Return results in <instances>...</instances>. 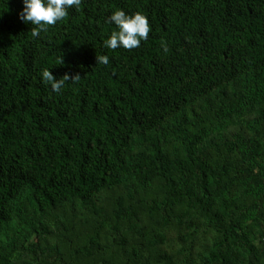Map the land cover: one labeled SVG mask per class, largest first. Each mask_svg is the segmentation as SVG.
<instances>
[{"label":"trees","instance_id":"16d2710c","mask_svg":"<svg viewBox=\"0 0 264 264\" xmlns=\"http://www.w3.org/2000/svg\"><path fill=\"white\" fill-rule=\"evenodd\" d=\"M23 8L0 0V264H264V0H83L39 37ZM117 10L138 48L105 47Z\"/></svg>","mask_w":264,"mask_h":264},{"label":"clouds","instance_id":"9594fccd","mask_svg":"<svg viewBox=\"0 0 264 264\" xmlns=\"http://www.w3.org/2000/svg\"><path fill=\"white\" fill-rule=\"evenodd\" d=\"M82 2L83 0H23L24 8L20 18L34 25L32 36L39 37L41 32H47L48 26L64 20L69 15V9L73 7L79 9ZM108 23L118 27V31H114L104 42L105 47L112 50L138 48L142 41L148 40L149 33L152 31L148 17L139 12L130 15L124 10H117L109 17ZM97 59L98 63H109L107 55L98 56ZM79 77V75L75 77L66 75L57 79L52 71L44 70L42 73L43 80L50 84L53 92H60L66 80L75 81Z\"/></svg>","mask_w":264,"mask_h":264}]
</instances>
